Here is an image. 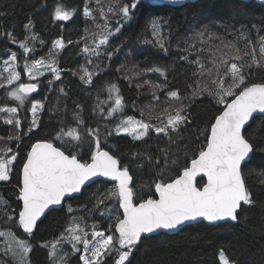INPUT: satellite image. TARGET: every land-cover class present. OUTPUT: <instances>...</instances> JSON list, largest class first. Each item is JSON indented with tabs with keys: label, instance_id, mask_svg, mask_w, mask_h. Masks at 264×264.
I'll use <instances>...</instances> for the list:
<instances>
[{
	"label": "snow or ice",
	"instance_id": "snow-or-ice-1",
	"mask_svg": "<svg viewBox=\"0 0 264 264\" xmlns=\"http://www.w3.org/2000/svg\"><path fill=\"white\" fill-rule=\"evenodd\" d=\"M189 3L196 6V0H114L115 6L105 10L100 0H81V7L70 11L61 0H39L37 12H49L58 29L83 19L100 30L99 38L92 33L91 41L86 40L87 28L78 40L58 36L39 57L37 45L43 49L48 42L39 37L34 17L23 23V39L14 29L0 31V89L6 101L14 102L0 106L2 123L11 126L0 136L6 141L0 148V182L14 185L15 191V207L0 195L3 264H32L40 227L61 213L63 229L39 244L47 250L49 264H136V254L146 242H163L161 238L178 235L197 222L254 228L246 214L255 207L262 209L260 246L245 248L243 254L246 264H264V201L254 199L252 190L257 174L264 184V157L256 164L257 154H264V20L259 26L233 28L235 35L207 26L194 29L178 57L182 66L153 64L140 69L135 87L147 85L151 92L145 107L160 108L148 118L142 108L140 118L129 115L128 109L138 106L126 101L119 84L106 81L100 70L94 73L81 65L74 71L59 63L64 49L81 40L86 42L79 52L87 65L93 64L92 57L110 62L120 51L110 38L134 20L138 6ZM244 6L264 8V0ZM11 7L0 9V19L10 15ZM150 28L152 39L145 42H155L167 54L168 21L154 16ZM95 67L99 69V63ZM65 72L77 77L82 96L65 85ZM146 73L158 74L163 82L140 81ZM123 78L131 85V77ZM53 91L57 95L49 105ZM197 101L214 107L203 129L190 111ZM41 114L56 120L47 137H40L45 130ZM33 135L38 138L22 147L24 137ZM118 138L138 143L122 154ZM94 185L103 187L89 193L88 203L74 208L72 201ZM142 186L149 191L141 192ZM107 199H114V204H107ZM217 259L218 264H243L223 249Z\"/></svg>",
	"mask_w": 264,
	"mask_h": 264
},
{
	"label": "trees",
	"instance_id": "trees-1",
	"mask_svg": "<svg viewBox=\"0 0 264 264\" xmlns=\"http://www.w3.org/2000/svg\"><path fill=\"white\" fill-rule=\"evenodd\" d=\"M68 10H73L81 7V0H61ZM126 0H121V3ZM101 5L107 10L109 5L114 4V0H100ZM12 5L10 15L0 19V31L14 29V34L18 38H24L22 25L31 16L34 17L36 22V31L39 37L43 38L46 42L43 49L37 45L36 56L39 57L45 54L50 47V42L58 36H64L65 39L78 40L84 36L85 28L88 29L87 41L93 39L92 33H96V38L100 36V30L96 29L91 22L85 24L83 19L76 20L75 23L69 21L63 29H58L55 22H50L49 12L39 11V0H0V9L4 5ZM246 4H256V1L243 2L241 0H200L196 2L193 7L191 3L187 7H159L149 8L138 6L134 20L128 24L125 23L121 34L110 38L109 43L118 45L120 51L113 55L111 61L104 58L92 57L93 64L87 65L84 56L79 52V49L86 42L81 40L79 45H69L64 49V52L59 55V63L62 68H69L74 71H79L81 65L89 68L94 73L100 70L101 76L106 81L110 80L119 84L121 92L128 102H134L138 107L136 109L129 108L128 114L136 118H140V110L143 109L145 118H148L149 113L155 116L160 108L145 107L151 102V92L148 86L137 89L135 84L137 82L136 73L140 69H144L156 65H172L176 64L177 67L183 65V61H178V57L182 55V49L185 47L184 40L191 34L194 29L203 26L209 27L212 31L220 33L232 32L233 28L240 29L242 26L251 28V25H258L264 20V8L259 6L245 7ZM154 16H160L168 21V26L171 29L168 34V39L164 41L165 46L169 51L164 53L158 45L153 43H146V40H151L150 20ZM113 28L115 22L112 21ZM215 26V27H213ZM255 31V30H253ZM264 34V33H262ZM232 35H235L232 32ZM222 39H232V36L223 37ZM235 43V41H233ZM4 41L0 39V44ZM243 41L241 40V44ZM240 46V45H238ZM13 51L19 50L16 46H11ZM4 57V49L0 48V59ZM99 63V69L95 65ZM109 65L105 70V65ZM3 65L0 64V70ZM119 69V71H116ZM186 71V70H185ZM111 74V75H109ZM64 83L71 86V91L77 97L83 94L77 83V77L72 76L70 73L65 72ZM124 76L131 77V85L129 80L124 79ZM100 77H96L99 79ZM183 77H178L182 79ZM45 79V78H43ZM149 79L156 83H162L163 78L159 77L156 73H146L139 76V80ZM59 83L58 81L56 82ZM43 90V89H42ZM4 90L0 89V106L8 104L14 106V102L6 101L3 96ZM56 92L53 91L50 95L48 104L54 103ZM161 100L164 99V93H159ZM47 107V105H46ZM193 113L194 123L200 126V129L207 127V121L212 118L214 107L210 103H194L193 108L190 109ZM5 114L0 113V136H6L11 126L4 125L2 118ZM42 115V126L44 132L40 133V137H47L51 133L56 124V120H50L46 114ZM39 131V130H37ZM35 135L29 139L24 137L22 147H26L37 139ZM121 140L119 148L122 154H127L130 150H134V145L138 142H129V138H118ZM200 141H203V134L200 136ZM6 141L0 140V148H3ZM264 154H257L256 164L262 163ZM174 175L175 173H171ZM259 175L253 177V197L258 201H264V184L259 182ZM147 182V178H145ZM112 184H109V188ZM87 187V186H86ZM97 187L103 186L94 185L93 188L84 192L82 197L76 201H72L73 207L82 206L88 203L89 193L96 190ZM14 185L10 183L0 182V195L9 200L15 207V191ZM141 192H148L147 187H141ZM106 203L110 206L114 204V199H107ZM248 219L255 226L254 228H245L243 225L240 227L228 226H210L207 223L195 224L186 228L178 235H169L161 238V241L146 242L136 254V264H218V253L221 249L229 257L235 258L238 261L246 264L247 256L244 249L247 248L252 251L260 246L259 242V228L261 227L262 209L255 207L247 214ZM64 214H58L51 218L43 226L40 227L39 233L35 237V247L31 254L32 262L34 264H49L47 250L40 247V242L44 240H51L54 234L58 235L63 229L65 220ZM92 219H99L92 217ZM91 223V219L88 220ZM103 227V221H101ZM22 231V230H21ZM19 234V233H18Z\"/></svg>",
	"mask_w": 264,
	"mask_h": 264
},
{
	"label": "water",
	"instance_id": "water-1",
	"mask_svg": "<svg viewBox=\"0 0 264 264\" xmlns=\"http://www.w3.org/2000/svg\"><path fill=\"white\" fill-rule=\"evenodd\" d=\"M197 1H200V0H196ZM251 1H254V0H243V2H251ZM256 1V0H255ZM157 2H159V0H157ZM175 7H180V5H176ZM199 179V178H198ZM206 179V178H205ZM91 183V182H90ZM87 186V185H86ZM200 223H206V222H197L196 224H200ZM195 225V224H194Z\"/></svg>",
	"mask_w": 264,
	"mask_h": 264
},
{
	"label": "flooded vegetation",
	"instance_id": "flooded-vegetation-1",
	"mask_svg": "<svg viewBox=\"0 0 264 264\" xmlns=\"http://www.w3.org/2000/svg\"><path fill=\"white\" fill-rule=\"evenodd\" d=\"M66 23H67V22H66ZM22 76H23V78H22V79H24V80H26V79H27L26 75L22 74ZM41 79H43V77H42ZM33 95H38V94H33Z\"/></svg>",
	"mask_w": 264,
	"mask_h": 264
},
{
	"label": "rangeland",
	"instance_id": "rangeland-1",
	"mask_svg": "<svg viewBox=\"0 0 264 264\" xmlns=\"http://www.w3.org/2000/svg\"><path fill=\"white\" fill-rule=\"evenodd\" d=\"M22 78H23V76H22ZM72 259L75 260V257H72ZM0 264H3V261L2 260H0ZM32 264H34V263L32 262Z\"/></svg>",
	"mask_w": 264,
	"mask_h": 264
}]
</instances>
